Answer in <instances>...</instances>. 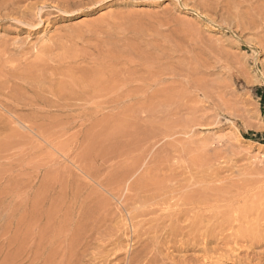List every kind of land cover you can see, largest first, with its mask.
<instances>
[{"label": "rangeland", "instance_id": "rangeland-1", "mask_svg": "<svg viewBox=\"0 0 264 264\" xmlns=\"http://www.w3.org/2000/svg\"><path fill=\"white\" fill-rule=\"evenodd\" d=\"M262 208L264 0H0V264H264Z\"/></svg>", "mask_w": 264, "mask_h": 264}, {"label": "bare ground", "instance_id": "bare-ground-1", "mask_svg": "<svg viewBox=\"0 0 264 264\" xmlns=\"http://www.w3.org/2000/svg\"><path fill=\"white\" fill-rule=\"evenodd\" d=\"M30 5H31V4H30ZM34 5H35V4H34ZM60 5H61V4H60ZM41 13H42V12H41ZM39 14H40V13H39ZM50 64H51V63H50ZM21 83H22V82H21ZM98 95H99V94H98ZM97 97H98V96H97ZM87 99H88V97H87ZM85 100H86V99H85ZM88 100H89V99H88ZM25 101H26V100H25ZM34 101H35V100H34ZM9 111H10V110H9ZM126 175H127V174H126ZM126 177H127V176H126ZM221 189H222V188H221ZM244 190H245V189H244ZM251 190H252V189H251ZM214 192H215V191H214ZM227 192H228V191H227ZM259 192H260V191H259ZM237 193H238V192H237ZM241 193H242V192H241ZM230 194H231V192H230ZM262 194H263V193H262ZM262 194H261V195H262ZM240 195H241V194H240ZM240 195H237L238 198L241 197ZM242 195H243V194H242ZM166 196H167V195H166ZM174 196H175V195H174ZM237 196H236V197H237ZM198 197H199V196H198ZM260 197H261V202H262V196H260ZM163 198H164V197H163ZM212 198H213V197H212ZM221 198H222V197H221ZM238 198H237V199H238ZM232 199H233V198H232ZM257 199H258V197H257ZM158 200H159V199H158ZM189 200H191V199H189ZM225 200H226V199H225ZM240 200H241V199H240ZM194 201H195V200H194ZM202 201H203V199H202ZM202 201H201V202H202ZM221 201H222V199H221ZM221 201H219V202H221ZM159 202H160V201H159ZM223 202H224V201H222V203H223ZM227 202H229V200H228ZM237 202H238V201H237ZM255 202H256V201H255ZM156 203H157V202H156ZM207 203H208V202H207ZM161 204H162V203H161ZM204 204H205V203H204ZM224 204H225V203H224ZM229 204H230V203H229ZM234 204H235V203H234ZM262 204H263V203H262ZM199 205H200V204H199ZM210 205H211V204H210ZM213 205H214V204H213ZM240 205H241V204H240ZM146 206H147V205H146ZM158 206H159V205H158ZM229 206H230V205H229ZM252 206H253V205H252ZM140 207H141V206H140ZM161 207H162V206H161ZM198 207H199V206H198ZM205 207H207V206L205 205ZM205 207H204V208H205ZM210 207H211V206H210ZM254 207H255V206H254ZM258 207H261V206L259 205ZM135 208H136V207H135ZM207 208H208V207H207ZM231 208H232V207H231ZM251 209H252V208H251ZM161 210H162V209H161ZM191 210H192V209H191ZM257 210H258V212H259V209H257ZM261 210L263 211V208L260 209V213H259V214H263L264 211L261 213ZM150 211H151V210H150ZM212 211H213V210H212ZM230 211H231V210H230ZM142 212H143V211H142ZM157 213H158V212H157ZM211 213H212V212H211ZM143 214H144V213H143ZM149 214H150V213H149ZM177 214H178V213H177ZM199 214H200V213H199ZM217 214H218V213H217ZM236 215H237V214H236ZM236 215H235V216H236ZM238 215H239V213H238ZM246 215H247V214H246ZM232 216H233V215H232ZM232 216H231V217H232ZM248 216H249V215H248ZM259 217H260V215H259ZM248 218H249V217H248ZM161 219H162V218H161ZM236 219H237V218H236ZM258 219H259V218H258ZM140 220H141V219H140ZM140 220H139V221H140ZM245 220H246V219H245ZM260 220H262V219H260ZM157 221H158V220H157ZM157 221H156V222H157ZM246 221H247V220H246ZM160 222H161V221H160ZM226 222H227V221H226ZM263 223H264V221H263ZM131 224H132V223H131ZM240 225H242V224H240ZM252 225H253V224H252ZM249 226H250V224H249ZM249 226H248V227H249ZM259 226H260V225H259ZM253 227H254V226H253ZM176 228H178V227H176ZM224 228H225V227H224ZM254 228H255V227H254ZM236 230H237V229H236ZM83 231H84V230H83ZM83 231H82V232H83ZM132 231H133V230H132ZM145 231H146V230H145ZM244 231H245V230H244ZM126 232H127V231H126ZM198 232H199V231H198ZM239 232H240V231H239ZM250 232H252V231L250 230L249 233H250ZM252 233H253V232H252ZM259 234H260V233H259ZM220 235H221V234H220ZM226 235H227V234H226ZM251 235H252V234H251ZM64 236H65V235H64ZM247 236H248V238H249V234H248ZM247 236H246V237H247ZM254 236H255V235H254ZM235 237L237 238V235H236ZM243 237H244V236H243ZM226 238H228V237H226ZM236 238H233V239H236ZM253 238L255 239V237H253ZM229 239H231V238H229ZM237 239L239 240V238H237ZM241 239H242V235H241L240 240H241ZM245 239H247V238H244V240H245ZM249 239H250V238H249ZM254 239L252 240V241H253L252 243H254V241H258V240H256V239H255V240H254ZM259 239H260V238H259ZM111 240H112V239H111ZM240 240H239V241H240ZM244 240H243V241H244ZM99 241H100V240H99ZM233 241L236 242V240H233ZM241 241H242V240H241ZM245 242H246V240H245ZM249 242H250V240H249ZM261 242H262V241H261ZM27 243H28V241H27ZM107 243H108V242H107ZM227 243H228V242H227ZM236 243H237V242H236ZM250 243H251V242H250ZM252 243H251V244H252ZM255 243H256V242H255ZM255 243H254V244H255ZM257 243L259 244L260 242H257ZM31 244H32V243H31ZM31 244H30V245H31ZM83 244H84V243H83ZM254 244H253V245H254ZM30 245H28V246H30ZM70 245H71V244H70ZM78 245H79V244H78ZM102 245H103V244H102ZM179 245H180V244H179ZM226 245H227V244H226ZM236 245H237V244H235V246H236ZM73 246H74V245H73ZM116 246H117V244H116ZM254 246H255V245H254ZM256 246H257V244H256ZM259 246H260V245H259ZM69 247H70V246H69ZM77 247H78V246H76V248H77ZM143 247H144V246H143ZM183 247H184V246H183ZM231 247H232V246H231ZM244 247H246V246H244ZM244 247H241V249L244 248ZM249 247H251V246H249ZM178 248H179V247H178ZM239 248H240V247H239ZM247 248H248V247H247ZM247 248H246V249H247ZM252 248H253V247H252ZM252 248H250V249H252ZM42 249H43V248H42V245H41V244H39V245L37 244V252H41ZM74 249H75V248H74ZM128 249H129V248H128ZM203 249H204V247H203ZM229 249H230V248H229ZM250 249H247V250L250 251ZM77 250H79V248H78V249H75V251H77ZM140 250H141V249H140ZM179 250H180V248H179ZM234 250H235V249H234ZM243 250H244V249H243ZM62 251H63V250H62ZM79 251H80V250H79ZM119 251H120V250H119ZM119 251H117V253H118ZM142 251H143V250H142ZM145 251H146V250H145ZM229 251H230V250H229ZM255 251H256V250H255ZM85 252H86V251H85ZM106 252H107V251H106ZM122 252H123V251H122ZM170 252H171V251H170ZM232 252H233V251H232ZM232 252H231V253H232ZM67 253H68V252H67ZM78 253H79V252H78ZM92 253H93V252H92ZM114 253H115V251H114ZM253 253H254V252H253ZM258 253H259V252H258ZM261 253H262V252H261ZM263 253H264V252H263ZM35 254H36V253H35ZM38 254H39V253H38ZM110 254H111V253H110ZM118 254H120V253H118ZM121 254H122V253H121ZM123 254H124V253H123ZM134 254H135V253H134ZM136 254H137V252H136ZM139 254L141 255V252H140ZM220 254H222V253H220ZM93 255H94V254H93ZM101 255H103V254L101 253ZM233 255H234V254H233ZM246 255H247V254H246ZM22 256H23V255H22ZM238 256H239V255H238ZM68 257H69V256H68ZM101 257H102V256H101ZM108 257H109V256H108ZM128 257H131V256H127V258H128ZM132 257H134V259L130 258V260L132 259L133 261H130V262H129V261H125V263L127 262V264H131V263L134 264V263H140V262H141V261L139 262V260H136V259H135V256H132ZM140 257H141V256H140ZM205 257H206V256H205ZM211 257H212V256H211ZM35 258H36V257H35ZM115 258H116V257H115ZM141 258H142V257H141ZM218 258H219V257H218ZM233 258H234V257H233ZM239 258H242V257H239ZM251 258H252V257H251ZM255 258H256V257H255ZM257 258H258V257H257ZM59 259H60V257H59ZM110 259H111V258H110ZM125 259H126V258H125ZM155 259H156V258H155ZM38 260H39V259H38ZM60 260H61V261H60ZM60 260L58 261L59 263L56 262V264H77V262L75 263L73 257H71L70 259H67V254L62 255V259H60ZM87 260H88V259H87ZM122 260H124V259H121V260H120V263H121ZM214 260H215V259H214ZM251 260H252V259H251ZM254 260H255V259H254ZM27 261H28V260H27ZM33 261H34V260H33ZM42 261H43V260H42ZM92 261L94 262V260H92ZM183 261H184V260H183ZM38 262H39V261H38ZM96 262H97V261H96ZM250 262H251V261H250ZM28 263H29V262H28ZM28 263H27V264H28ZM30 264H31V263H30ZM32 264H33V263H32ZM34 264H35V262H34ZM44 264H47V263H44ZM49 264H53V263L50 262ZM78 264H80V263H78ZM113 264H114V263H113ZM140 264H141V263H140ZM214 264H215V263H214ZM254 264H255V263H254ZM257 264H258V263H257Z\"/></svg>", "mask_w": 264, "mask_h": 264}, {"label": "trees", "instance_id": "trees-1", "mask_svg": "<svg viewBox=\"0 0 264 264\" xmlns=\"http://www.w3.org/2000/svg\"><path fill=\"white\" fill-rule=\"evenodd\" d=\"M262 134L261 133H256V136L257 137H260Z\"/></svg>", "mask_w": 264, "mask_h": 264}]
</instances>
